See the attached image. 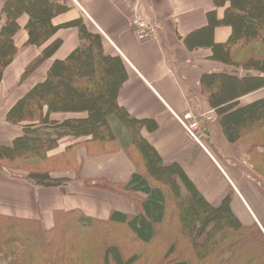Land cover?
<instances>
[{"label":"trees","instance_id":"trees-1","mask_svg":"<svg viewBox=\"0 0 264 264\" xmlns=\"http://www.w3.org/2000/svg\"><path fill=\"white\" fill-rule=\"evenodd\" d=\"M215 1L219 5L225 3ZM226 1L229 5L221 22L230 26L232 33L229 41L219 46V56L232 64L234 47L241 49L251 42L264 47V0H253L250 5L249 0ZM47 5L52 3L48 0L4 3L0 14L4 20L0 28V82L17 52L13 37L18 30V16L29 15L25 25L27 43L37 44L45 30L50 29ZM243 7L244 14L240 11ZM48 54L43 52L28 63L21 80ZM116 61L119 63L116 58L100 57L99 50L97 53L91 46L52 64L47 78L33 85L8 110L6 121L21 124L23 134L10 145L0 146V162L6 165V161L30 158L45 162L67 155L90 140L104 138L109 129L107 115L118 113L116 93L123 81L120 63ZM234 64L236 68L264 74V52L257 58ZM201 82L206 102L215 115L210 127L223 139L214 138L212 152L228 176L247 188L249 176L241 171H248L247 166L229 164L224 157L225 151L238 147L248 154L254 172H258L257 167L264 168V92L252 93L264 87V76L241 78L237 71L214 72L205 74ZM247 94L252 97L249 101L243 97ZM70 104L76 108L66 106ZM69 111L87 112V116L58 117ZM203 126L204 133L210 132L208 122L204 121ZM114 135L119 136L116 132ZM246 136H251L253 142L244 140ZM140 139L141 165H134L127 180L87 179L94 187L118 194L124 203L111 207L104 218L88 216L79 208L55 210L48 228L42 227L40 215L0 213V256H3L0 261L18 264L15 251L7 247L13 243L21 248L20 255L25 260L21 264H132L137 257L139 262L148 260L146 264H264V222L259 225L254 217L249 224L240 221L231 209L233 188L230 186L228 191L223 185V195L217 205L213 204L178 163L164 164L156 150ZM25 178L45 186H65L75 179L53 177L44 169H29ZM98 181L104 184L97 186ZM77 182L88 186L82 177L78 176ZM126 246L130 250L120 248ZM140 246L151 248L154 260L149 261V254L142 253ZM26 253L29 259L24 258ZM30 259L34 260L28 262Z\"/></svg>","mask_w":264,"mask_h":264},{"label":"crops","instance_id":"crops-1","mask_svg":"<svg viewBox=\"0 0 264 264\" xmlns=\"http://www.w3.org/2000/svg\"><path fill=\"white\" fill-rule=\"evenodd\" d=\"M6 1L0 0V14ZM48 1L52 3L45 6L50 9L47 13L50 29L45 30L39 43H27L25 25L29 15L22 13L17 18L18 30L13 37L16 56L5 68L0 82V146L10 145L23 134L21 124L6 121L10 107L33 85L45 80L56 61L62 62L74 52L94 46L100 57L119 60L120 64L116 62L120 65L123 81L116 93L118 113L107 115V135L72 149L76 151L74 164L78 166L79 174L88 178L127 180L134 165H141L138 148L141 137L156 150L164 164L178 163L194 183L198 176L200 180L203 177V182L211 177L210 164L224 177L226 184L218 179L226 190L233 186L238 191L210 152L215 149L214 138L219 137L215 135V128L210 127L215 115L206 102L207 95L202 92L204 84L201 82L205 74L236 72L237 69L241 77L240 71L244 70L236 68V56L232 64L219 56V46L227 43L232 33L231 27L221 22L228 1L225 0L223 5L215 0ZM134 15L158 23L153 38L139 40L133 34L130 19ZM3 21L0 17V28ZM43 52L49 54L21 80L26 65ZM262 92L264 87L252 93ZM186 115H190V121L196 120L199 124L202 138L198 142L186 134L180 123ZM86 116L87 112L81 111L58 115L59 118ZM204 121L208 122L210 132L204 133ZM114 132L119 136L116 137ZM90 147L92 150L89 151ZM86 148L89 154L85 153ZM107 152L118 155H105ZM91 153L94 155L88 157ZM97 156L98 166L91 170ZM101 158L108 160L100 162ZM89 159H94L93 164L88 162ZM50 162L46 160L44 163ZM44 170L53 177H70L66 170L45 167ZM26 173L21 167L9 168L0 162V213L40 215L44 228L50 227L55 210L79 208L88 216L104 218L111 207L125 202L118 194L79 182L75 185L69 182L65 186H38L25 178Z\"/></svg>","mask_w":264,"mask_h":264},{"label":"rangeland","instance_id":"rangeland-1","mask_svg":"<svg viewBox=\"0 0 264 264\" xmlns=\"http://www.w3.org/2000/svg\"><path fill=\"white\" fill-rule=\"evenodd\" d=\"M252 2H253V0H249V5ZM240 11L243 12L242 14H244V12H245L244 7L241 8ZM41 20H43L42 16H41ZM263 52H264V47H261L260 44H258L256 42H251L250 44L246 45V47L244 46L241 49H236L234 47V49L232 50V56H233V58H235V56H236V58H238L237 61L242 63V62L247 61L250 57H254V58L259 57V54L263 53ZM15 56H16V54H15ZM15 56H14V58H15ZM14 58H13V60H14ZM13 60H12V62H13ZM232 63H233V61H232ZM236 71H237V69H236ZM251 98L252 97L250 96V97H245L244 99H245V101H249ZM66 106H68L71 109L76 108V105L70 104V105H66ZM72 112H75V111H72ZM72 112L69 111L66 113H72ZM54 127L55 126H53L52 128H54ZM47 131H49L51 134L54 133L53 130H47ZM201 138H202V135L199 133V139H201ZM199 139H198V141H199ZM245 139L247 141L253 142V139L251 136L250 137L246 136V137H244V140ZM90 150H92L91 147L89 148V151ZM89 151L87 148L85 149V153L87 152V154H89L90 153ZM212 151L213 150H210V152H212ZM225 152H226L225 154H227V156H225L224 159L229 164L233 163V164H237V165L242 166V167L247 166L248 171H245V170H241V171H242V174L244 176L245 175L249 176L246 180H248L250 182L249 185L246 184L247 188H248L247 189L239 180L235 181L233 179V177H230L232 182L238 188V191H236L232 186L234 194L232 195V193H231V196H230V197H232L231 209L235 213V215L240 219V221L242 223L249 224L252 221V218L254 217V220L260 225V222H264V168L258 169V167H257V171L259 173L254 172L253 171L254 168L249 164L250 160H247L248 154L247 155L244 154L243 149H241V148L239 149L238 147H231L229 150H227ZM75 155H76V151L70 150L67 153V155H64V156L58 155V156H55V157L49 159V160H51L50 164L44 163V160H41V159L30 158V159L14 160L11 162L6 161V165L7 166L11 165L12 167L13 166L14 167H21L22 169H24L26 171L29 169H44V167L47 169H50V170H66L69 173L67 175H70L71 178L75 177V179L70 181V184L75 185L77 180H78V176H79V177H82L83 179H85L86 184L90 188L94 187L91 180H87V179H89L88 177H86L87 175L82 176L79 174L78 168L76 170H72L74 168V166H76L74 164L75 163V161H74ZM93 155L94 154L91 153V155H89L88 157H92ZM105 155H112L115 157L118 154H116V152H107V154H105ZM95 158H97V159L94 160ZM95 158L93 159L95 162V165H91V166H94L91 168V170H93L96 166H98V156ZM109 159H112V158H109ZM93 160L89 159L88 162H92V164H93ZM104 160H108V158H101L100 162H102ZM88 164H90V163H88ZM208 168L211 172V177L214 178L215 180H212L210 176H208V177L206 176L207 180H206V182H203V177L200 180L199 176H198L196 181H195V184L207 200H209L213 204L217 205L221 196L223 195V193L221 192V187L223 186V184L221 182H219V179L224 184H226V183H225L224 179L221 177V175L218 173V171L213 166L208 164ZM96 173H98V172H96ZM96 177H98V176H96ZM253 179H257L259 182H255V181H253ZM100 184H104V181H98L97 186ZM38 186H45V185H38ZM46 187H49V185ZM257 187L262 188V189L260 190ZM249 188H252L251 190L253 191L254 196H252L250 194ZM175 232L176 231H174L173 233L175 234ZM75 234L76 233L73 232V235H75ZM7 247L12 248L15 251V254L17 255L18 264H21L22 261H25L22 259L21 255H20L21 248L18 247V244L10 243L9 245H7ZM140 247L142 248V246H140ZM120 248H123L125 250L126 249L130 250V247H127V246L126 247H120ZM151 252H152L151 248H142V253H144L145 255L149 254V257H148L149 261L154 260L150 254ZM132 254L133 253H131L130 255H132ZM6 256H9V254L7 253ZM1 257H3V256H0V259H1ZM29 257L30 256L28 253L24 254L25 259H29ZM136 259H137V261H134V263H132V264H140V263L146 264L148 261V260L147 261L142 260L143 262H139L138 257ZM31 260H34V259H30L28 262H30ZM0 264H3V262L0 261Z\"/></svg>","mask_w":264,"mask_h":264},{"label":"built area","instance_id":"built-area-1","mask_svg":"<svg viewBox=\"0 0 264 264\" xmlns=\"http://www.w3.org/2000/svg\"><path fill=\"white\" fill-rule=\"evenodd\" d=\"M130 26L133 34L139 40H147L153 38L158 31V23L153 19H147L134 15L130 19ZM190 115H186L184 120L180 121L186 134L198 142L199 139V124L196 120L190 121Z\"/></svg>","mask_w":264,"mask_h":264},{"label":"water","instance_id":"water-1","mask_svg":"<svg viewBox=\"0 0 264 264\" xmlns=\"http://www.w3.org/2000/svg\"><path fill=\"white\" fill-rule=\"evenodd\" d=\"M240 72H241L240 73L241 77H258V76H260V74L256 71L252 72V71L241 70ZM198 121L200 122L201 119H198Z\"/></svg>","mask_w":264,"mask_h":264}]
</instances>
